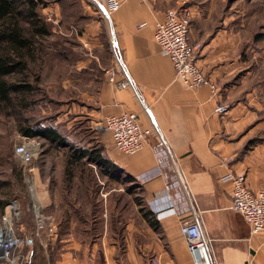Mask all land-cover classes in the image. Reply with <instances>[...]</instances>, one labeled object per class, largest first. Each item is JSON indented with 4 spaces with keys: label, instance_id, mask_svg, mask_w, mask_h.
<instances>
[{
    "label": "crops",
    "instance_id": "0c3cea01",
    "mask_svg": "<svg viewBox=\"0 0 264 264\" xmlns=\"http://www.w3.org/2000/svg\"><path fill=\"white\" fill-rule=\"evenodd\" d=\"M186 1L121 0L108 21L87 6L91 10L78 21L79 30L71 24L65 32L74 33L82 51L74 69L81 74L83 99L71 102L70 111L79 104L78 111L88 115L92 127L109 115L136 112L145 126L154 124L158 129L135 154L118 150L108 132L97 136L113 163L112 176L97 166H61L54 184L43 183L54 230L50 237L62 242L53 264H115L121 254L128 264H150L151 255L171 264H194L180 230L186 218H197L204 227L215 264H264V233H254L245 217L231 209L232 184L221 179L229 170L246 171L253 191L264 188V143L246 148L248 106L238 100L223 113L216 110L233 93L225 85L233 60L227 52L231 39L225 35V17L217 19L215 8L189 4L190 41L200 43L198 62L218 85L215 93L209 85L190 88L174 81L172 61L154 37L155 24L167 9ZM43 11L56 17L54 33L60 27L61 5L54 1ZM111 37L131 79L125 88L109 82L105 73L117 66ZM75 79L66 76L67 89L77 87ZM158 134L166 141V152L153 148ZM156 166L164 174L141 183V191L145 207L155 213L157 228L116 178L120 172L138 178Z\"/></svg>",
    "mask_w": 264,
    "mask_h": 264
},
{
    "label": "rangeland",
    "instance_id": "374dc122",
    "mask_svg": "<svg viewBox=\"0 0 264 264\" xmlns=\"http://www.w3.org/2000/svg\"><path fill=\"white\" fill-rule=\"evenodd\" d=\"M192 1H195L199 8H215L217 19L221 15L225 17V35L227 40L231 39L230 50L227 52L233 59L230 63L231 74L225 85L233 93L223 104L230 108L241 100L248 106L250 117L244 129V132L249 134L247 149L259 142L264 143V0H187L184 5H189ZM62 5L60 27L56 26L54 33L44 41L47 54L30 62L25 74L15 73L9 78L28 82L32 88L23 93H16L11 102L0 100V226L7 204L17 200L21 230L33 231L35 228L32 199L24 176V166L15 153L16 146L26 137L20 129L22 125L41 121L50 124L53 122L50 118L68 125L67 123L78 115L73 119V125L68 128L76 132L75 126L77 131L86 126L79 136L94 138L96 143L97 136L101 133L110 134L103 127H92L88 115L78 111L79 104H76L77 112L70 111L71 102L80 103L83 99L79 94L81 74L74 69V62L82 55V51L74 33L65 32L71 30V24L75 25L72 29L79 30L78 21L85 18L93 7L88 0H63ZM45 16L53 24L52 20L56 18L54 14ZM66 76L76 78L73 80L77 82L76 88H66ZM34 138L38 147L31 166L35 171L36 192L47 215L49 210L44 203L42 185L47 182L55 183L57 167L70 168L72 164L68 163L66 147L57 148L44 137ZM123 182L126 184L124 189L128 191L129 187V192L135 199L142 198V191L136 184ZM127 198L130 197L127 195ZM142 201L144 203L143 199ZM53 231L51 223L48 222L42 237L37 238L29 250H25L28 253L26 264H53L62 251L58 250L62 248V242L54 241L50 237ZM96 257L100 260V253ZM115 264H128L126 255L121 254Z\"/></svg>",
    "mask_w": 264,
    "mask_h": 264
},
{
    "label": "built area",
    "instance_id": "2783aa9c",
    "mask_svg": "<svg viewBox=\"0 0 264 264\" xmlns=\"http://www.w3.org/2000/svg\"><path fill=\"white\" fill-rule=\"evenodd\" d=\"M88 1L106 21L110 19L111 13L121 6V0ZM192 16L193 11L190 5L182 4L168 8L164 18L155 24L154 37L163 52L172 61L174 81H179L190 88L209 85L215 93L217 87L198 62L200 43L190 41ZM114 40V37H111L113 55L117 61V66L106 68L105 73L109 82L125 88L130 85L131 79L120 60L117 44ZM226 109L227 106L223 103L216 108L220 113ZM99 126L110 132L115 147L126 154L138 152L146 139L158 129L154 124L145 126L136 112L109 115ZM37 147V140L34 137L26 136L15 148V153L24 166V176L32 199L35 228L29 233L23 232L19 226V203L17 200H13L7 204L0 226L2 233L0 237V264H26L28 253L25 250H29L35 244L36 239L42 237V232L46 229L48 222H51L50 217L44 213V206L36 192L34 168L31 166ZM153 148L158 152H166L167 144L161 134H158ZM163 174V170L156 166L136 179L139 183H145ZM221 179L225 183L232 184L231 209L245 217L254 233H264V188L253 191L248 186L246 171L229 170L222 175ZM180 230L186 237L188 250L194 264H215L210 238L197 218L182 220ZM149 261L150 264H171L164 262L157 255L149 256Z\"/></svg>",
    "mask_w": 264,
    "mask_h": 264
},
{
    "label": "trees",
    "instance_id": "16d2710c",
    "mask_svg": "<svg viewBox=\"0 0 264 264\" xmlns=\"http://www.w3.org/2000/svg\"><path fill=\"white\" fill-rule=\"evenodd\" d=\"M54 1L59 2L63 9V0H0L1 101L11 102L16 93H23L32 88L28 82L9 78L15 73L25 74L30 62L47 54L44 41L52 35L53 31L52 23L43 13V8ZM60 52H62V47H60ZM49 120L53 122L45 124L41 121L35 124H24L20 129L27 137H44L57 148L66 147L68 163L72 164L70 168L91 165L97 166L102 172L110 173L111 176L115 174L110 169L113 163L106 155L104 146L99 141L95 143L94 138L86 139L79 136L86 126H82L78 131L75 126V132L70 130L66 124L57 122L53 118ZM116 178L122 182L130 181L142 189V184L126 172H120ZM128 190L130 191L129 187ZM142 199L143 197L136 198L140 211L157 228L155 213L145 207Z\"/></svg>",
    "mask_w": 264,
    "mask_h": 264
},
{
    "label": "water",
    "instance_id": "95a60500",
    "mask_svg": "<svg viewBox=\"0 0 264 264\" xmlns=\"http://www.w3.org/2000/svg\"><path fill=\"white\" fill-rule=\"evenodd\" d=\"M1 234H2V233H1V230H0V237H1Z\"/></svg>",
    "mask_w": 264,
    "mask_h": 264
}]
</instances>
